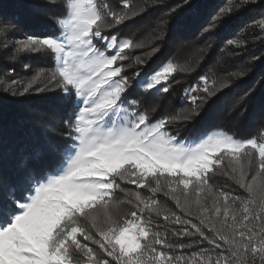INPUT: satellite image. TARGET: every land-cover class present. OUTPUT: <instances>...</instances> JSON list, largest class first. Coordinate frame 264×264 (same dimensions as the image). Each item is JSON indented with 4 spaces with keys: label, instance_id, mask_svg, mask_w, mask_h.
I'll return each mask as SVG.
<instances>
[{
    "label": "snow or ice",
    "instance_id": "snow-or-ice-1",
    "mask_svg": "<svg viewBox=\"0 0 264 264\" xmlns=\"http://www.w3.org/2000/svg\"><path fill=\"white\" fill-rule=\"evenodd\" d=\"M121 2L129 11L113 10L107 0H66L65 14L52 17L58 34L16 41L17 54L50 59L52 67L41 68L22 87L12 80L4 90L13 96L53 93L54 107L64 112L66 143L42 144L20 166L0 129V264H264V128L247 139L213 132L191 144L171 135L169 125L199 116L227 86L207 74L185 89L192 108L182 117L154 120L158 105L149 110L142 100L128 99L139 89L167 94L175 72L194 69L166 61L151 74L135 73L130 82L123 74L125 50L144 45L111 31L138 15L130 0ZM226 3L202 26L201 36L209 38L234 11L258 0ZM196 7L184 0L185 13ZM172 12L181 26V14ZM258 21L264 33V14ZM9 30L15 31L11 21H0V32ZM57 151L60 158L49 166ZM246 170H252L250 178ZM217 171L238 174L248 196L214 189L209 174ZM161 192L178 211L160 206ZM123 205L130 207L122 212ZM160 217L174 227L162 226ZM184 239L199 251L185 255ZM205 243L211 248L200 247Z\"/></svg>",
    "mask_w": 264,
    "mask_h": 264
},
{
    "label": "trees",
    "instance_id": "trees-1",
    "mask_svg": "<svg viewBox=\"0 0 264 264\" xmlns=\"http://www.w3.org/2000/svg\"><path fill=\"white\" fill-rule=\"evenodd\" d=\"M191 2L197 7L185 13L184 0H130V10L137 11L138 15L111 30L113 34L118 32L121 38H130L134 43L144 45L125 50L127 59L122 62L123 74L129 77L130 82L136 79L135 73L139 72L141 76L151 74L166 61H172L178 68L191 67L194 71L175 72L170 77L171 87L167 94L149 96L139 89L132 90L128 99L142 100L143 108L149 110L153 105H158L152 114L154 120L162 116L182 117L192 108L185 89L207 74L218 85L227 86L202 107L199 116L191 121L178 118L168 126V132L182 141L201 138L210 131L227 133L239 139L250 138L264 128V33L258 26V18L264 14V0L234 11L222 22L223 26L207 39L201 36V28L219 8L227 6L226 0ZM107 3L113 10L129 11L123 8L121 0H107ZM65 6L66 0H56L55 5L47 0H0V21L7 19L15 26V31L9 30L6 35L0 32V129L6 132L15 163L20 166L31 154L40 151V145L48 144L55 148L58 144L66 143V126L62 122L64 112L54 107L53 93L33 92L13 96L4 90L12 80L18 81V86L22 87L41 68L51 71L50 59L17 54L16 41L28 34H58L59 29L52 17L63 16ZM172 9L181 14L184 21L181 26H177L176 13ZM253 21H257V24L254 25ZM157 35H162V39L157 40ZM230 38L242 43L228 45L226 41ZM5 43L8 45L6 49L3 47ZM97 45L100 46L99 43ZM153 47H158L159 51L153 54ZM137 57L141 63H137ZM60 155L57 151L50 156L48 165L55 164ZM246 171L250 178L252 170ZM209 175V183L214 189L227 190L241 197L248 196L237 183L238 174L228 176L223 171H217ZM122 186L129 189L136 187ZM139 191L142 195H151L146 189ZM117 195L118 198L122 196L121 193ZM156 199L162 208L178 211L175 202L163 192L158 193ZM208 202L211 204V199ZM129 207L123 205L121 211L125 212ZM158 219L162 226L174 227L166 225L162 217ZM179 242L186 245L183 250L185 255L199 251L190 239ZM200 247L211 248L206 243Z\"/></svg>",
    "mask_w": 264,
    "mask_h": 264
},
{
    "label": "rangeland",
    "instance_id": "rangeland-1",
    "mask_svg": "<svg viewBox=\"0 0 264 264\" xmlns=\"http://www.w3.org/2000/svg\"><path fill=\"white\" fill-rule=\"evenodd\" d=\"M98 46V45H97ZM99 47V46H98ZM142 90V89H141ZM213 132H217V131H210V132H208V133H206L203 137H205L207 134H210V133H213ZM200 140V138H198V139H194V140H189V141H182V140H179L181 143H185V144H191L192 142H194V141H199Z\"/></svg>",
    "mask_w": 264,
    "mask_h": 264
}]
</instances>
